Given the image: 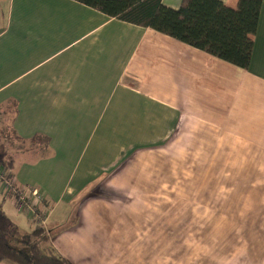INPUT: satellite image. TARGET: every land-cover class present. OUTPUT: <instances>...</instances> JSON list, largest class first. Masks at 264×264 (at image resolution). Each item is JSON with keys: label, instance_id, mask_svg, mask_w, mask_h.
<instances>
[{"label": "crops", "instance_id": "obj_1", "mask_svg": "<svg viewBox=\"0 0 264 264\" xmlns=\"http://www.w3.org/2000/svg\"><path fill=\"white\" fill-rule=\"evenodd\" d=\"M160 22L0 0V205L33 229L1 174L40 190L72 264H264V0L248 68Z\"/></svg>", "mask_w": 264, "mask_h": 264}, {"label": "trees", "instance_id": "obj_2", "mask_svg": "<svg viewBox=\"0 0 264 264\" xmlns=\"http://www.w3.org/2000/svg\"><path fill=\"white\" fill-rule=\"evenodd\" d=\"M78 1L111 17L142 26L150 25L160 10L162 32L248 68L263 0H241V6L237 8L221 0H183L177 9L164 6L162 0ZM10 109L14 113L15 107ZM39 138H34V141H41L37 142L43 149L48 139L42 137L43 141ZM13 162L11 156L1 158L0 170L9 171ZM51 236V229L38 222L32 230H23L0 205V263L72 264L54 249Z\"/></svg>", "mask_w": 264, "mask_h": 264}, {"label": "built area", "instance_id": "obj_3", "mask_svg": "<svg viewBox=\"0 0 264 264\" xmlns=\"http://www.w3.org/2000/svg\"><path fill=\"white\" fill-rule=\"evenodd\" d=\"M5 171L1 174V178L4 181L6 188L12 193L16 205L20 209L35 215L36 221L39 224H43L45 226L48 219L45 213V208L41 214L39 213V208L43 207L41 205L44 200V196L40 190L30 188L27 192L25 189L21 188L15 183V179L10 175V173Z\"/></svg>", "mask_w": 264, "mask_h": 264}, {"label": "rangeland", "instance_id": "obj_4", "mask_svg": "<svg viewBox=\"0 0 264 264\" xmlns=\"http://www.w3.org/2000/svg\"><path fill=\"white\" fill-rule=\"evenodd\" d=\"M9 116H11V115H9ZM7 133V131H5V133L3 132L2 133V137H4L5 136V134ZM8 134H10V133H8ZM10 137V136H9ZM174 143H175V140H174ZM174 145H176V144H174ZM173 161H174V165H178V166H180V154L178 153H173ZM195 173H196V171H190V175H192V176H195ZM173 176L174 177H179L180 175H179V171H177V170H174L173 171ZM23 211V210H22ZM25 212V213H24ZM26 211H23V213H22V215H21V217H23V218H26ZM13 219V218H12ZM15 220V219H14ZM20 220V227L23 229V230H25V231H30V230H32L31 228L32 227H30L29 225H27V224H25L24 222H23V219H19ZM16 221V220H15ZM17 222V221H16ZM18 223V222H17Z\"/></svg>", "mask_w": 264, "mask_h": 264}]
</instances>
